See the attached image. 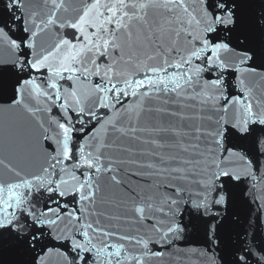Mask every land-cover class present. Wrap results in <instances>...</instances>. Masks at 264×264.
<instances>
[{
  "label": "water",
  "instance_id": "water-1",
  "mask_svg": "<svg viewBox=\"0 0 264 264\" xmlns=\"http://www.w3.org/2000/svg\"><path fill=\"white\" fill-rule=\"evenodd\" d=\"M0 264H264V0H0Z\"/></svg>",
  "mask_w": 264,
  "mask_h": 264
}]
</instances>
